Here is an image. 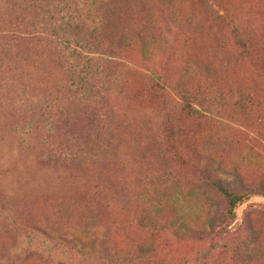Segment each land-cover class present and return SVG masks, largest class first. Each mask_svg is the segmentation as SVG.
I'll return each instance as SVG.
<instances>
[{
  "label": "rangeland",
  "instance_id": "obj_1",
  "mask_svg": "<svg viewBox=\"0 0 264 264\" xmlns=\"http://www.w3.org/2000/svg\"><path fill=\"white\" fill-rule=\"evenodd\" d=\"M106 1L103 10L115 33L142 31L143 16L152 46L146 59L144 42L122 52L120 61L134 71L115 67L122 94L113 95L111 109L101 112L108 122H93L98 106L90 102L72 105L65 122H47L0 76V264H264V245L255 253L257 262L238 250V236L192 232L204 224L207 195L198 171L207 157L235 167L247 189L264 193V68L245 62L225 78L239 93H252L243 115L227 111L195 120L180 112L172 92L154 85L160 75L176 81L188 65H222L225 52L215 42L220 27L204 9L227 6L238 17L240 33L261 37L264 0H184L175 14L198 19L185 33L167 23L156 0ZM2 19L0 40L22 38L20 49L30 52L24 26ZM30 19L23 17V24ZM224 32L233 51L230 28ZM20 70L30 77L22 87L27 92L39 86L46 95L60 85L54 68L23 63ZM188 78L193 86L206 81L191 69ZM167 127L175 131L168 140ZM180 213L191 219L177 230ZM246 217L264 232V196L236 209V220ZM33 227L78 237L91 253L84 258L51 244Z\"/></svg>",
  "mask_w": 264,
  "mask_h": 264
},
{
  "label": "trees",
  "instance_id": "obj_2",
  "mask_svg": "<svg viewBox=\"0 0 264 264\" xmlns=\"http://www.w3.org/2000/svg\"><path fill=\"white\" fill-rule=\"evenodd\" d=\"M182 1L156 0L166 13L167 23L185 33L196 27L198 19L195 15L180 18L175 14L174 8ZM105 3L106 0H0V18L12 19L17 26H24L28 31L25 36L31 41L30 52L23 54L20 49L22 38L0 40V76L16 98L24 104H34L47 122H65L72 105L85 102L98 106L94 111V123L108 122L107 117L101 119V112L111 109L108 101L113 99V95L122 94L115 67L132 69L120 61L122 52L136 42H144L141 52L145 59L151 52L152 46L147 42L143 28L146 25L143 16L139 22L142 31L132 29L127 34L122 31L115 33L117 28H111L108 11L103 10ZM203 12L212 15L211 22L220 27L215 34V42L225 52L222 65L212 66L210 62L188 65L176 81L168 83L160 75L154 78V85L162 93L172 92L178 99L180 112L195 120L211 119L227 111L243 115L253 103L252 93H239L235 83L228 84L225 78H232L229 74L245 62L264 68V31L261 37L251 31L240 33L235 25L238 17L227 6L221 9L209 6ZM26 15L33 17L29 24H23ZM229 28L235 47L233 51L224 36V30ZM23 63L58 70L61 78L57 90L54 93L49 90L44 95L36 86L37 90L31 88L27 92L22 87L30 77L20 70ZM190 69L205 77V83L190 84ZM243 100L246 103H242ZM163 133L166 140L175 135L172 127L165 128ZM73 156L78 159L76 154ZM205 160L198 171L199 188H204L207 195L204 198V224L200 229L192 230L193 234L214 233L220 239L238 236V250L246 258L260 261L255 253L260 252L264 245V232L257 228L254 218L236 220V209L251 197L264 196V193L247 189L240 182L235 167L210 161L208 157ZM180 215L178 226H174L177 230L186 227L184 221L189 224L191 219L186 213ZM32 231L51 244L75 250L81 257L91 253V249L78 237L55 235L40 227H33Z\"/></svg>",
  "mask_w": 264,
  "mask_h": 264
}]
</instances>
